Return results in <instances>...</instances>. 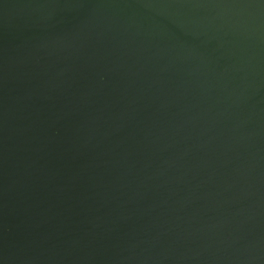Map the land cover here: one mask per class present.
Here are the masks:
<instances>
[{
    "label": "water",
    "instance_id": "95a60500",
    "mask_svg": "<svg viewBox=\"0 0 264 264\" xmlns=\"http://www.w3.org/2000/svg\"><path fill=\"white\" fill-rule=\"evenodd\" d=\"M0 264H264V0H0Z\"/></svg>",
    "mask_w": 264,
    "mask_h": 264
}]
</instances>
